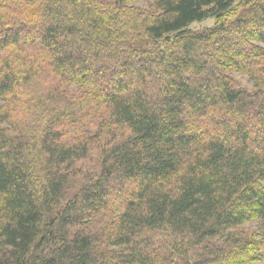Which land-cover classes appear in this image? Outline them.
I'll list each match as a JSON object with an SVG mask.
<instances>
[{"label":"trees","instance_id":"trees-1","mask_svg":"<svg viewBox=\"0 0 264 264\" xmlns=\"http://www.w3.org/2000/svg\"><path fill=\"white\" fill-rule=\"evenodd\" d=\"M133 1L0 0V264L264 258V0Z\"/></svg>","mask_w":264,"mask_h":264},{"label":"rangeland","instance_id":"rangeland-1","mask_svg":"<svg viewBox=\"0 0 264 264\" xmlns=\"http://www.w3.org/2000/svg\"><path fill=\"white\" fill-rule=\"evenodd\" d=\"M101 2H99L101 5H108L109 3H111L113 0H100ZM240 0H236L234 4L238 3ZM155 2V0H134L133 2H131L132 5L137 6L141 9H148L149 6H151L153 3ZM215 23V18L214 17H210V18H206L203 19L201 21H194L192 23H190L186 29L190 30V31H197V30H202L204 28L210 27L212 25H214ZM228 75L230 76V78L233 81V85L235 88H246L249 91H256V86H255V81L250 79L247 75L239 73L237 71H229ZM66 91L73 95V96H80L82 94V90L79 89L78 87H76V85L74 84H68L64 86ZM2 102L0 101V104ZM74 131L73 128L69 129V132ZM78 131V129H77ZM75 132V131H74ZM100 157L98 154V150L97 149H92L90 152V156L87 159L84 160H80L77 161L75 164V168L78 169V172L75 174V176L72 178L73 183L72 185L70 184L69 189L67 190L64 199L62 200L61 203H63L64 201L67 200V198H69L70 195H72L77 189L78 187L81 185L82 182H86V175H93L95 174V171H97L98 165L100 163ZM85 174V175H84ZM253 231H257L260 234H264V227L260 224L259 221H249V222H245L242 225H240L238 228L233 229L229 232V234H233L235 233V235L237 234H242V236H244L247 232H253ZM195 256V255H194ZM247 264H264V258H260L257 261L254 262H250Z\"/></svg>","mask_w":264,"mask_h":264}]
</instances>
